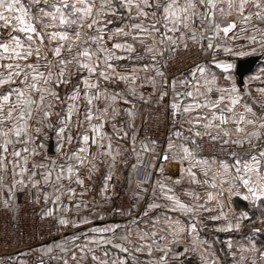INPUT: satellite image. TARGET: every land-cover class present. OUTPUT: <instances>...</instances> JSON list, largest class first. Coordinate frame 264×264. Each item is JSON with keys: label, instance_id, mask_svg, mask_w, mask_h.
<instances>
[{"label": "snow or ice", "instance_id": "6c2138e0", "mask_svg": "<svg viewBox=\"0 0 264 264\" xmlns=\"http://www.w3.org/2000/svg\"><path fill=\"white\" fill-rule=\"evenodd\" d=\"M226 7L227 11L222 0H27V3L0 0V30L3 31L0 38V188L8 189L9 199L17 186L35 189L57 211L61 207L68 211V205L61 199L65 195L69 201L75 199L74 209L79 210L81 205L87 208L88 201L79 198L87 191L80 175L81 167L87 168L90 180L98 170L97 161L104 157L101 162L108 169L102 189L105 191L117 163L129 165L128 159L118 161L117 157L130 152L135 157L130 173L141 166L145 169L134 195L139 199L142 193L151 190L152 198L140 213L147 228L137 226L135 230L139 243L133 241L131 229L126 235L116 237L114 230L120 227L118 224L91 227L80 233L84 243H77L80 235L76 234L56 242L54 246L64 255L51 259L62 264H89V256L90 264H126L129 260L131 264H184L185 255L197 252L196 227L197 222H203V217L199 221L198 217L201 212L214 211L207 207V201L212 200L220 210L210 219L226 221L217 231L239 230L242 221L253 224L259 221L264 226V87L255 89V94L251 89V81L264 82V70L239 86L232 73L236 67L233 58L254 54L257 49L264 55V28L252 23L253 20L264 23V0H227ZM233 12L235 18L219 22L221 17L232 16ZM238 32L243 35H237ZM15 33L23 34V38ZM221 33L230 43H214V38ZM241 39L243 42H238ZM190 44L198 57L205 59L196 63L188 77H169L167 68L171 57L167 54H174L178 48L187 50ZM136 45L142 51H137ZM121 60L137 63L131 64L132 71L128 72L123 70L128 65L113 63ZM118 83H123L124 88L109 87ZM177 84L182 86V91H177ZM62 86L68 88L64 100H61ZM145 86L151 89L147 94L141 90ZM169 89L172 99L168 106L171 116L178 118L179 128L174 136L179 142L173 141L170 132L166 146L157 153L156 140H137L134 109L136 101L147 104L153 97L157 104L164 103ZM81 99L82 112L78 103ZM101 102L103 107L98 106ZM58 103L67 107L54 112ZM121 114L127 119L120 120L118 125L114 121ZM53 115L57 117L55 122L50 119ZM85 123L91 136L87 130L77 132L79 147L73 146L65 152L73 142L72 127L82 128ZM105 123L112 129L111 135L103 130ZM49 132L57 141L55 157L44 154L42 159H37L41 157ZM113 136L116 142L128 140L130 149L114 150ZM205 137L209 145L215 147L218 143L222 151L226 145L243 148L245 144L248 150L229 151L231 164L225 159L217 161L215 156L210 158V163L209 159L197 155L204 150ZM93 146L96 150L90 151ZM146 153L149 155L145 161ZM170 154L179 165V174L175 177L164 173V162H171ZM56 157L64 159L57 163ZM217 163L218 169L209 179V170ZM9 167L10 184L7 183ZM193 169H199L203 178ZM185 176L192 184L212 188H216L219 177L221 189L216 194L206 191L204 203L200 202L198 193L182 189L192 197L191 202H182L174 186L181 185ZM64 180L69 182L68 187ZM73 182L85 191L77 194L70 186ZM224 184L228 185V198L224 197ZM232 196L246 201L248 209L235 208ZM7 206L5 201L4 207ZM153 209L161 212L150 217ZM177 212L188 217L186 225L170 215ZM52 214V208L44 213ZM137 219L132 223L136 224ZM161 222L166 227H159ZM58 223L75 228L90 220L80 217L70 221L60 217ZM185 231L186 239L182 236ZM259 231H264V227L251 229L252 233ZM89 232L93 235L89 236ZM162 232L171 236L167 243H162L166 239ZM117 239L121 242H116ZM205 243L199 241L201 245ZM104 245H110L117 254L109 259L111 254L102 248ZM227 246L231 251V242ZM52 248L47 246L45 253ZM97 249L102 251L103 259L96 255ZM246 250L252 253L250 264H264V250L254 243H249ZM154 251L158 255L154 256ZM134 253H144L147 259L141 261ZM240 260L244 262L245 257L241 256ZM201 262L208 264L203 255Z\"/></svg>", "mask_w": 264, "mask_h": 264}, {"label": "crops", "instance_id": "0c3cea01", "mask_svg": "<svg viewBox=\"0 0 264 264\" xmlns=\"http://www.w3.org/2000/svg\"><path fill=\"white\" fill-rule=\"evenodd\" d=\"M222 3L224 4V6H226L227 5V0H222ZM233 18H235V13L234 12H233L232 16L221 17L219 22H223V21H225L227 19H233ZM109 27H111V26H109ZM222 38H223V34L221 33L219 37H216V41L217 42H221ZM135 47H136L137 51H142V49L140 48L139 45H136ZM167 55H169V54H167ZM259 61H260L259 64L253 69V71H255V70L259 71V70H261L263 68L264 59L260 57ZM113 63L119 65V64H122V63L123 64L126 63V61L125 60L113 61ZM127 63L133 64V63H137V62L133 60V61H127ZM235 64H236V62H235ZM125 71L131 72L132 71L131 65H130V68L128 70H125ZM232 73L235 74L234 69L232 70ZM249 73H251V72H249ZM141 75H143V73H141ZM236 78H237V76H236ZM243 81H244V79H243ZM236 82H237V79H236ZM137 83H139V81H137ZM251 86L255 87L253 85H251ZM109 87H118V88L123 89L124 85H123V83H118L115 86L109 85ZM145 87L147 88L148 91H144V92H145V94H147L149 91H151V89H150L149 86H145ZM141 90L143 91V89H141ZM67 91H68V88L65 89L63 86L61 87V100L65 99L64 93L67 92ZM184 102H186V101L181 100V103H184ZM78 103L80 104L79 111L82 112L83 111V107H84V102L81 99V100L78 101ZM155 103H156V98L155 97H153L151 102L147 103V104L143 103L142 101H136V108L134 109V112H135V118H134L135 130L138 131V128H139V125H140L141 121L149 113L150 109L155 106ZM98 106L99 107H103L104 104L101 102ZM66 107H67V104H61L60 108L62 109V108H66ZM122 107H128V106L122 105ZM54 116L55 115H53L51 119H53ZM80 119H83V116H81ZM122 119H127V118L123 114H121V116L118 117L117 120L114 121V122L119 125V121L122 120ZM72 123H73V125H75L76 119L73 118ZM229 126H232V125H229ZM177 128H179V123L174 124L171 127L169 133L170 132L173 133L172 139H173L174 142L178 143L179 141L174 136V132L177 130ZM86 130L88 131V134L91 136V132H90V129L88 128L87 123H85L82 128H77L75 126L72 127L73 142H72L71 145H68V147L66 149H64V151L68 152L69 150H71L73 148V146L79 147V142L77 141L75 134L77 132L83 133ZM103 130L105 132L109 133L110 135L112 134V129L109 127L108 123H105V127H104ZM131 132H132V129L129 130V137L131 136ZM51 139L53 141H55L54 142V151H55V146H56L57 141H56L55 136L52 133L50 134L49 141ZM168 139H169V135H168V137H167V139L165 141V146L167 144ZM137 140L140 141L139 136H137ZM49 141H48V143H49ZM113 141H114V143H113V149L114 150L116 148H119L121 151H123V149H125V148H129L130 149V147H131L130 142L128 140L116 142V139L113 136ZM48 143H47V146L45 145V148L43 149V151L41 153V157H38L37 159H39V158L42 159L43 158L42 155H44V150H46L47 153H48L47 155L50 156V154L48 152ZM137 149H139V143L137 144ZM95 150L96 149H95L94 146L91 147V149H90V151H95ZM247 150H248V145L245 144L243 146V151H247ZM9 151H11V147L9 148ZM145 155H147V153ZM145 155H144L143 158H145ZM206 156L205 157L201 156V157L205 158V159H209V162H211V159H210L211 156H207V157ZM57 158H59V157H56V159ZM63 159H64V157H60L59 159H57L58 160L57 163H60ZM120 159H128L129 165H128V167H125L124 165L120 164L119 162L117 163L115 172H114V174L112 176V180H111L112 185H110V188H107L105 191H102V189L104 188V176L108 172L107 165L101 162V161L104 160V157H100V160L97 161V163L99 164L98 170H96L92 174V178L90 180L86 179V181H84L85 188L87 189V191H85V189H84V191H85L84 195L86 197V201H88V207L87 208H85L83 205H81L79 210H76V209H74V207H72V209L68 213L64 212L62 207H61V209L59 211H57L55 206L51 203V201H49L46 204L44 199H43V195L42 194H38L35 191V189H31L30 187H27L28 191L31 193V196L42 204V211L44 213L47 211L48 208H52L53 209V214L52 215L54 217H56V219H58L59 217H65V218H67V219H69L71 221L74 218L78 220L80 217H86V218H88L90 220V223L79 225V227H75V228L72 227L71 224L65 226V228L63 229L64 231L62 232V234L59 237L60 239L57 238V240H54V241H51V242H47V243H44V244H42L40 246H37L36 248H34L32 250V252L34 251L33 252L34 254L41 255V256H46V257H49L50 259H51L52 256H57V255L63 256L64 254L62 252H60L59 249H57L54 246L55 243L61 241L63 238H65L68 235L69 236H71L73 234L80 235V233H83L85 230L90 229L91 227L103 228V227H108V226H110L112 224H118V225H120V227L118 229L114 230L116 237H119V236H122V235H126L128 233L129 228H130V224L129 223H131V220H133V216L138 211L142 212L146 208L147 202L152 197L148 193H147V195L146 194L142 195L143 196L142 200H140L141 201L140 203H142V207L141 208L138 207V209L135 210V212H134V210H132L134 207L131 208V209H123V210H120L119 212L115 211L116 209H114L113 203H115V200L118 197V193H119L118 191L120 189H122V188H127L128 191L133 192V190L135 188V176H136L137 170H138V169L137 170H131V173H130V165L135 162V157L132 156L130 154V152H125L123 157H117L118 161ZM178 166L179 165H177L176 163H174V164L173 163H165V165H164V173H165V175H172L173 171L178 170ZM80 172H82L84 174L83 179H84L85 175L87 177L88 173H87V168L86 167H81ZM154 179H155V177H154ZM73 181H74V177H73ZM10 182H11V168L9 167L7 183L10 184ZM63 183L65 184V187L69 186V182L67 180H64ZM77 185L78 184L73 182L70 186L75 188ZM18 187L19 186H17V188ZM47 190H49V189H47ZM174 190H175L177 196L182 200V202H185V199H184L185 197H183L181 195L183 192L180 193V192H177L176 189H174ZM14 195H15V191H13L11 193V198L9 199L10 193H9L8 189L7 188H0V199L6 198V199L9 200L10 203H13L14 202ZM200 197L202 199H204V195L203 194L200 195ZM61 199H62V202L65 201V200H68L66 195L63 196ZM237 203H238L237 206H238L239 209H241V208L248 209L247 202L243 201L240 197H239V199H237ZM233 204L235 205V201L233 202ZM94 209H95V211H93ZM158 212L159 211H157L154 214H151V216L156 215ZM170 215H172L173 218H175V219H180V220H181V218L184 219V217H182V214H179V213H170ZM100 216H103V219H100L99 218ZM223 224H225V223L224 222L220 223V225H223ZM216 229L214 228L213 230H216ZM233 232L234 231H231V230L230 231H222V233H224L223 235L225 237H229L230 235H236V234H233ZM165 233H167V232H163L161 235H164L167 238V240L171 239L170 238L171 236H169V235H167ZM196 234L198 236L199 233L196 232ZM88 235L91 236L93 234L91 232H89ZM97 235L108 236V235H111V233H98ZM237 235H238V233H237ZM261 235L264 236L263 234H261ZM201 236H203V235H201ZM187 237H188V233H187ZM79 240L84 242V237L82 235H80V239ZM167 240L163 241L162 243H167ZM116 242L119 243L121 241H119L117 239ZM49 245L53 246L52 251L48 252V253H45L44 249H46V247L49 246ZM205 245H207V247L210 248L209 251L210 250H211V252L213 251V245L211 243H205ZM189 247H192V245H189ZM196 248H197V252L196 253H191L190 252L187 255H185V257L183 258L184 264H202L201 255H203V254L200 255V252H203V249H200V251H199L198 244L196 245ZM106 250H108V249L106 248ZM261 250H264V248H261ZM109 252L111 254L109 259L113 258L117 254L115 249H112ZM245 252L247 253V250H245L243 253L245 254ZM113 253L115 255L112 256ZM96 255L100 256L101 259L104 258L103 255H102V251L101 250H96ZM155 255H158V253L155 252L154 256ZM142 256H143L142 257V261L147 259V256L144 253L142 254ZM198 256H200V258ZM249 256H251V255L249 254ZM213 257L214 256L212 254V258ZM215 257H217V259L214 258L215 260H217L216 264H250V259H251V257L247 256L245 258V261L241 262L239 256H236V255L232 256V254L227 255L224 258L225 261L223 259H220L218 255L217 256L215 255ZM206 259L208 261V264H213V261H211V259H208V258H206ZM88 260H89V264H90V260H91L90 256L88 257ZM51 261H52V264H62L61 261H56V260H53V259H51ZM0 264H27L26 261H25V252L20 253L18 255V259L15 262H5V261H2L1 258H0ZM126 264H131V261L130 260L126 261Z\"/></svg>", "mask_w": 264, "mask_h": 264}, {"label": "built area", "instance_id": "2783aa9c", "mask_svg": "<svg viewBox=\"0 0 264 264\" xmlns=\"http://www.w3.org/2000/svg\"><path fill=\"white\" fill-rule=\"evenodd\" d=\"M252 23L256 24L257 27L264 28V23H260L255 20H253ZM231 35L232 33L230 32L229 36ZM237 35L242 36L243 34L238 32ZM2 36L3 31L0 30V38ZM215 42H217L216 38H214V43ZM238 42L243 41L241 39ZM203 43L206 44L207 41L205 40ZM220 43H230V41L226 37H223ZM169 56L171 57V62L167 68V74L169 77L176 76L177 79L188 77L190 70L195 67L196 63L199 60L205 59V57H198L194 46L191 44L187 50L178 48L174 54H169ZM250 56H259L262 58L260 50L257 49L254 54H250L245 57L233 58V61L235 63L240 59H245ZM196 76H199L198 72L196 73ZM176 89L177 91H182V86L177 84ZM143 90L146 91L147 88L145 87ZM171 99V90L169 89V96L165 97L164 103L157 104L151 111L145 125L143 138L154 139L157 141V153L161 152L164 148L170 127L178 123V118L174 119L171 116V109L168 106ZM205 141H207V137L204 138V142ZM149 145L152 147L151 144ZM19 146L20 145H17V147ZM232 150L235 149L226 148L225 155H228V152ZM169 160L172 161L171 154L169 156ZM167 162L168 161H165L164 163ZM195 170L198 177L203 178L199 169ZM80 175L82 177L84 176L82 172H80ZM110 185L111 182L107 188H110ZM205 187L206 191L213 192L212 187L208 185H205ZM82 191H84V189L79 186L76 193L78 194ZM206 191L205 196L207 199ZM79 198L86 201L85 195ZM133 198L134 196L130 197L123 192L120 196V201L126 205L128 202H133ZM5 201H7V207H4ZM75 202V199L72 201L65 200L63 202V204L68 205V211L66 213L70 212V209ZM124 205H122L121 209ZM64 228V225H60L56 222L53 215H44L41 203L29 195L27 187L23 189L18 187L15 190L13 203H10L6 198L0 199V258L5 262H15L18 259V255L25 252V261L27 264H52L49 257L34 254L32 250L41 244L51 242L59 238L64 231Z\"/></svg>", "mask_w": 264, "mask_h": 264}, {"label": "rangeland", "instance_id": "374dc122", "mask_svg": "<svg viewBox=\"0 0 264 264\" xmlns=\"http://www.w3.org/2000/svg\"><path fill=\"white\" fill-rule=\"evenodd\" d=\"M23 2L24 3H27V0H23ZM225 9L227 10V7L226 6H225ZM32 11L34 12L35 9H33ZM37 27H39V26H37ZM15 34L21 35V37L23 38V34H20V33H15ZM45 44H47V40H45ZM54 44H55V42H53V45ZM109 47H110V43H109ZM117 51H118V54H120L119 53V50H117ZM124 64L128 65V67L126 69H123V70H128L129 67H130V65H131V63H127V61H126V63H124ZM118 70H121V69L118 68ZM261 70H264V66H263V68ZM261 70H259V71H256V70L253 71L252 70L251 73H248V74H246L243 77L244 81L247 80L249 77H251L254 74L258 75ZM233 75H234L235 79H237L236 78V75L235 74H233ZM73 79H75V78H73ZM237 83H238V86H239L240 84L238 82V79H237ZM251 85L255 86V87H252L251 86V89H252L253 93L255 94V89H257L259 87H264V82H261L259 80L251 81ZM64 88L66 89V87H64ZM143 91H145V90H143ZM146 91H148V90H146ZM156 105H157V102L155 103V106L150 109L149 113L143 118V120L141 121V123L139 125V128H138V136H139L140 140L144 139L143 138L144 137L143 136V133H144V129H145L146 122L148 120V117H149L151 111L156 107ZM60 107H61V104H59V103L56 104V106L54 107V110L53 111L54 112H60V110H61ZM34 115H35V113H34ZM51 118L52 117H50V119ZM73 118L76 119V115H74ZM56 119H57V117L54 116V118L52 119V121L55 122ZM31 123H35V120H32ZM229 127L230 128H234L233 126H229ZM170 129H171V127H170ZM50 134H51V132H49V137H50ZM49 137L47 139H45V141H44V143H45L46 146H47V143L49 141ZM54 142L55 141H53V143ZM198 143H200L199 140H198ZM148 147L151 148L150 145H148ZM164 147H165V144H164ZM203 147H204V150L198 152V154H197L198 155V158H201V156H204L205 157L206 155L207 156H211V157L215 156L217 160H219V159H225L229 164L232 163V157H230L229 155H225L226 148H233L238 153L244 152L243 151V148H236V146H234V145H226V146H224L225 147V150L222 151L221 150V147H220V145L218 143L215 145V147H213V146H210L207 143V141H205V142L203 141ZM207 148H209V149H207ZM208 151H210V152H208ZM44 154H48L46 150H44ZM49 154H50V156L53 155L55 157L54 146H53V153H49ZM148 155H149V153H147V155H145V158H144L145 161L148 159ZM42 156H44V155H42ZM59 158H57V159H59ZM39 159H41V158H39ZM167 163H173V164L176 163L178 165V161L177 160H173V159H172L171 162H167ZM184 163H185V166L187 167L188 162L185 161ZM164 165H165V163H164ZM217 169H218V163L215 164V165H213L212 168L209 170V177H210V179H211L212 174L215 173L217 171ZM193 170L196 171L195 169H193ZM144 171H145V169L142 166L138 168L137 174L135 176V188H134L133 192L128 191L127 188H122V189H120L118 191L119 192L118 193V197L116 198L115 203H113L114 209H119V210L131 209V208H133L132 205L137 203L136 204V207H134L132 209L135 212V210H137L138 207L139 208L142 207V203H140L141 202L140 200H142V197H143L142 195H144V194L142 193L141 194V197L139 199H137L136 196L134 195V193L137 191L136 184H137L138 180L139 179H142L144 177ZM178 174H179L178 173V170H176V171H173L172 176L175 177ZM86 179H88V178L85 175L84 181H86ZM153 179H154V177H153ZM219 179L220 178L217 177L216 188H213V194H216V192L221 189V185H220ZM169 183H171V182L169 181ZM111 185H112V183H111ZM78 187H79V185H77L75 187L76 191H77ZM205 188H206L205 185H199V184H192V183H190L188 181V177L187 176L184 177L181 185H175L174 186V189H176L177 192H180V193L183 192L181 195L183 197H185L184 199H185V202L186 203L191 202L192 197L185 195V193H184V191L182 189H187L189 192L198 193L199 194V197H200V195L203 194L204 195V199H202L200 197V202L201 203H204V201H207L206 196H205V191H206ZM227 188H228V185L227 184H224L223 185V190H224V197L225 198H228V196H229V194L227 192ZM123 192L125 194H127L128 196H130V197L131 196H134L133 202H131V203L128 202L126 205H124L123 202L120 201V196H121V194ZM148 194H150V196H151V190H149ZM237 199H239V196H232L231 197L232 202L235 201V205L233 204V206L235 208L239 209L238 206H237L238 205ZM122 205H124V207L121 209ZM72 207H71V209H72ZM207 207H209L210 209H214V211H211V212H201L199 214L198 221H199L200 217H203V222L202 223L197 222V227H196V230H197L196 232L199 233L198 234V242H197L198 247H199L198 249H199V251H200V249H203V252H200V255L203 254V257L208 258V259H211V261H213L214 258L217 259V257H213L212 258V254L215 253L216 256L218 255L220 259H223L225 261L224 258L227 255H229V254H232V256L233 255L239 256V258H241V256H244L245 258L247 256L248 257H251L252 256V253H250L248 251H247V253L245 252L246 255L243 253L247 249L249 243H254L257 248H264V247H262V246H264V236L261 235V234L264 235V231H259V232H255V233H252L251 232V229L254 228V227L255 228L264 227V226H262L260 224L259 221H256L254 224L251 223V222H249V221H242L241 227H240L239 230H237L235 228L233 230H231V231H234L233 234H236V235H230L229 237H225L223 235L224 233H222V231L219 232V231H216V230H213V229L214 228L216 229L218 226H221L220 225L221 222L226 223V221L223 218H221L219 220H216V221H213V220L210 219V216L211 215L218 214L219 213V210H220L219 209V206H217V204L215 203V200H212V201H207ZM157 211L161 212V209H159V210L158 209L150 210L149 216L151 217V214H154ZM140 213L141 212L138 211L133 216V219L139 218V219H137V223L136 224H133L132 223L133 220H131V223H129L130 224V228L129 229H131L132 232H133L132 239H133V241H135L137 243H139V241L137 240V237L135 235V230H136L137 226H139L140 228H147V225H145L143 223V218H140ZM177 213H179V212H177ZM229 215H231V213ZM182 217H184V219L181 218V222H182V224H185L186 225V221H187L188 217L185 216V215H182ZM58 219H56V217H55V220H56L57 223H58ZM159 227H166V226L163 223H161L159 225ZM162 233H160V234H162ZM237 233H238V235H237ZM165 234H167V233H165ZM201 235H203V236H201ZM182 236L186 239L187 238V231H185L182 234ZM66 237H70V236L68 235ZM202 239H203V241H206V243H211L213 245V251L214 252L213 251L211 252V250L209 251L210 248L207 247V245H205V244H203V245L199 244V241L202 240ZM165 240H167V238ZM229 242H231V245H232L231 251H229L228 246H227ZM77 243H84V242H82L81 240H78ZM158 243H161V242L158 241ZM102 248L103 249H106L107 248L109 251L113 249L110 245H104V246H102ZM97 250H100V249H97ZM154 253H153V255H154ZM142 254L143 253H141V254H135L134 253V255H137L140 258L141 261H142V257H143ZM249 254L251 256H249ZM113 255H115V254L113 253L112 256ZM198 257L200 258V256H198Z\"/></svg>", "mask_w": 264, "mask_h": 264}, {"label": "water", "instance_id": "95a60500", "mask_svg": "<svg viewBox=\"0 0 264 264\" xmlns=\"http://www.w3.org/2000/svg\"><path fill=\"white\" fill-rule=\"evenodd\" d=\"M259 56H250L245 59H240L236 62L234 68L235 75L237 76L239 84L243 83V77L245 74L251 72L259 64ZM53 140L51 139L48 143V152L53 153Z\"/></svg>", "mask_w": 264, "mask_h": 264}, {"label": "trees", "instance_id": "16d2710c", "mask_svg": "<svg viewBox=\"0 0 264 264\" xmlns=\"http://www.w3.org/2000/svg\"><path fill=\"white\" fill-rule=\"evenodd\" d=\"M262 58L264 59V55H262Z\"/></svg>", "mask_w": 264, "mask_h": 264}]
</instances>
